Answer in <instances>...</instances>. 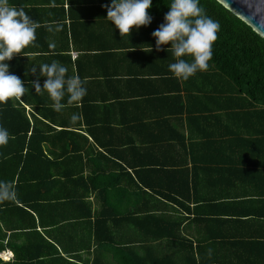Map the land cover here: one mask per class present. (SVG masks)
<instances>
[{
	"label": "trees",
	"instance_id": "16d2710c",
	"mask_svg": "<svg viewBox=\"0 0 264 264\" xmlns=\"http://www.w3.org/2000/svg\"><path fill=\"white\" fill-rule=\"evenodd\" d=\"M87 1L111 4L82 3ZM43 2L62 7L71 0ZM171 2L152 0L151 23L131 30L149 36L151 53L166 62L169 80L152 92L151 111L161 124L170 118L168 133L164 125L154 127L156 138L147 127H124L118 143L112 137L107 142L112 129L98 126L83 108L73 122L74 109L55 111L46 93L35 92V80L24 70L18 72L28 89L22 102L0 104V127L9 133L7 145L0 146V182L16 192L15 200L0 203V252L7 249L13 257L0 264H102L106 256L113 264H222L221 249L213 240L235 223L221 218L239 219L244 213L243 206L227 202L217 188L230 185L229 199L264 198V190L254 195L244 189L253 186L249 168L264 174V39L215 0H199L206 15L219 22L218 38L208 70L187 81L177 79L169 69L175 62L171 45L157 51L152 36ZM5 63L9 71L20 64ZM147 104L151 109V102ZM186 105L192 109L184 111V134L176 116L184 114ZM125 116L138 121L132 114ZM134 135L140 139L132 141ZM86 169L89 176L83 178ZM90 194L101 204L92 212ZM181 214L192 217L189 223L197 229L193 241L183 234L187 217ZM121 223L138 237L124 233V242L114 241L111 224ZM67 234L72 235L70 248ZM163 244L173 251L157 252ZM91 252L92 259L82 255Z\"/></svg>",
	"mask_w": 264,
	"mask_h": 264
},
{
	"label": "crops",
	"instance_id": "0c3cea01",
	"mask_svg": "<svg viewBox=\"0 0 264 264\" xmlns=\"http://www.w3.org/2000/svg\"><path fill=\"white\" fill-rule=\"evenodd\" d=\"M43 1L9 0L10 5L17 9L23 8L27 15L40 25L36 29L35 45L26 47L20 55L9 60L20 63L19 66H15L16 68L13 67L9 74L19 77L22 75H19L18 72L24 70L32 80L39 77V83L43 86L46 78L39 75V67L57 61L68 69L67 76L78 75L87 90L86 95L79 104L67 106L65 109H74L75 114H78V110L83 108L90 119L97 120L98 126H105V130L106 127L112 129L108 135L106 134L105 141L107 142L112 137L111 141L114 140L115 143H118L120 131L124 127H140L141 129L147 127L146 130L150 134H154L151 136L154 138L157 137L154 128L156 126L164 125V131L167 132L165 127L166 124L172 123L170 118L163 119L168 122L161 124V122H157L153 115L154 112L151 111L154 109L152 101L155 99L152 92L156 88L159 89L164 80H169L165 75L166 62L160 63L161 55L150 51L153 46L151 38L142 36L137 30L131 32L129 36L121 38L119 31L107 20V5L90 4L88 1L83 4L84 0H71L70 6L63 2L62 7L55 4L53 7L52 4L45 5ZM57 9L61 11L57 12ZM57 23L62 30L49 32V26L55 27ZM50 44L55 46L50 47ZM33 67L36 68L35 74L32 73ZM146 100L147 102L144 103ZM149 101L151 109L147 104ZM50 107L52 108V103ZM184 108L182 111L187 112L192 109V105H186ZM25 110H28V107H25ZM185 112L176 116L180 118L179 124L182 125L181 130L184 134H186L184 123L187 117ZM123 113L137 116L138 118L135 120L138 121L129 122L130 117L123 118ZM196 115L191 113L190 117ZM134 131L136 133L135 128L133 133ZM134 136L132 141L140 139L139 135L138 137ZM162 138H166V134ZM167 139H170L168 134ZM249 171L253 174V186H245L244 189L248 192L253 191L256 195L264 190V174H261L260 170H253L257 173L252 172L251 168ZM88 172H90L89 169L84 170L82 177H88ZM217 189L222 191L221 195L227 196V202L243 206L241 210L244 213L243 217L239 219L222 216L221 219L234 221L235 224L229 223L219 233L221 237L216 238V241L213 240L216 242V247L218 245L221 249L218 258L222 257V264H253L254 261L264 264V198L253 196V198L229 199L230 191L233 190L230 185L222 184ZM87 201L91 204V212L101 205L93 194L88 195ZM180 217H187L182 222L183 234L187 239L193 241L197 229L189 223L192 217L186 216V214H181ZM111 226V232L116 238L114 240L116 242L119 239L124 242V233L137 236L127 224H111ZM76 234L78 237H82L80 233L76 232ZM86 234L84 233L83 236L85 239ZM53 236H58V233H53ZM66 237H68L66 247L70 248L69 237L72 238V235L67 234ZM89 243L91 244V240ZM153 245L156 246V244ZM163 245L166 247L158 248L157 252L165 254L173 251L168 244ZM93 252L88 257L85 254L82 255L84 258L92 259ZM0 259L6 263L11 262L13 257L11 252L6 249L0 252ZM101 262L102 264H113L109 256L103 258Z\"/></svg>",
	"mask_w": 264,
	"mask_h": 264
},
{
	"label": "clouds",
	"instance_id": "9594fccd",
	"mask_svg": "<svg viewBox=\"0 0 264 264\" xmlns=\"http://www.w3.org/2000/svg\"><path fill=\"white\" fill-rule=\"evenodd\" d=\"M151 3L152 0H111L107 6V20L119 31L121 38L129 36L132 29L138 30L151 23L152 18L148 15ZM52 6L55 7L54 4ZM39 26L23 8L17 9L9 4V0H0V104L13 99L22 102L21 98L28 91L19 77L9 74L5 61L20 55L26 47L35 45ZM219 29V22L206 15L199 0H172L164 23L152 36L157 51L164 45H171L168 50H171L175 62L169 65V69L177 79L187 81L198 71L208 70L212 46L218 38ZM61 30L58 23L48 28L49 32ZM54 46L50 44V47ZM39 69V75L46 78L43 88L39 77L32 82V87L36 93H47L55 111L60 112L67 106L79 104L86 95L87 90L80 77H67L68 69L59 62L43 64ZM32 73H36L35 67ZM78 119V114L71 117L73 122ZM8 141L7 129L0 127V146H6ZM15 199L16 192L12 186L8 182H0V203Z\"/></svg>",
	"mask_w": 264,
	"mask_h": 264
},
{
	"label": "water",
	"instance_id": "95a60500",
	"mask_svg": "<svg viewBox=\"0 0 264 264\" xmlns=\"http://www.w3.org/2000/svg\"><path fill=\"white\" fill-rule=\"evenodd\" d=\"M264 39V0H215Z\"/></svg>",
	"mask_w": 264,
	"mask_h": 264
},
{
	"label": "rangeland",
	"instance_id": "374dc122",
	"mask_svg": "<svg viewBox=\"0 0 264 264\" xmlns=\"http://www.w3.org/2000/svg\"><path fill=\"white\" fill-rule=\"evenodd\" d=\"M0 261H2V259H0Z\"/></svg>",
	"mask_w": 264,
	"mask_h": 264
}]
</instances>
